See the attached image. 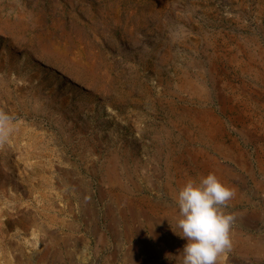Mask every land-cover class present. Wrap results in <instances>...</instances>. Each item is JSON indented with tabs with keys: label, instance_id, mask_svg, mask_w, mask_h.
<instances>
[{
	"label": "rangeland",
	"instance_id": "374dc122",
	"mask_svg": "<svg viewBox=\"0 0 264 264\" xmlns=\"http://www.w3.org/2000/svg\"><path fill=\"white\" fill-rule=\"evenodd\" d=\"M0 116V264H179L209 173L264 264V0H0Z\"/></svg>",
	"mask_w": 264,
	"mask_h": 264
},
{
	"label": "clouds",
	"instance_id": "9594fccd",
	"mask_svg": "<svg viewBox=\"0 0 264 264\" xmlns=\"http://www.w3.org/2000/svg\"><path fill=\"white\" fill-rule=\"evenodd\" d=\"M7 116H0L6 123ZM233 191L215 174L209 173L198 182L188 181L177 192L178 210L174 234L186 240L178 254L166 253L165 258L179 257V264H217L218 258L231 248V215L220 210L233 197Z\"/></svg>",
	"mask_w": 264,
	"mask_h": 264
},
{
	"label": "bare ground",
	"instance_id": "6f19581e",
	"mask_svg": "<svg viewBox=\"0 0 264 264\" xmlns=\"http://www.w3.org/2000/svg\"><path fill=\"white\" fill-rule=\"evenodd\" d=\"M251 112V111H250ZM208 122V121H207ZM254 123V122H253ZM256 125V124H255ZM211 127V126H210ZM223 128V127H222ZM252 135V134H251ZM214 136V135H213ZM261 144V143H260ZM260 146V145H259ZM256 147V146H255ZM253 151V150H252ZM200 155V154H199ZM223 155V154H222ZM199 157V156H198ZM204 157V156H203ZM202 159V158H201ZM208 161H209V163L211 164V163H214V160L213 159H208ZM176 163V162H175ZM207 165H209V164H207ZM206 165V166H207ZM183 166V165H182ZM202 167V166H201ZM212 167H213V165H212ZM262 168V167H261ZM187 169H189V168H187ZM214 169V168H213ZM150 172V171H149ZM195 172V171H194ZM188 173V172H187ZM124 174V173H123ZM199 174V173H198ZM197 174V175H198ZM201 174V173H200ZM212 174H215V173H212ZM114 175V174H113ZM203 175V174H202ZM177 176V175H176ZM223 184H225L226 186H227V182L225 181V179H221V178H219L217 175H215ZM185 177V176H184ZM173 178V177H172ZM178 178V177H177ZM189 178V177H188ZM236 178V177H235ZM112 179V178H111ZM115 179V178H114ZM182 181V180H181ZM188 182V181H187ZM175 183H177V182H175ZM186 183V182H185ZM171 186H173V185H171ZM183 185H181V183L180 184H176V186H175V188L176 189H180L181 187H182ZM107 187V186H106ZM122 188V187H121ZM234 189V188H233ZM173 190H175V189H173ZM261 190H263V189H261ZM234 191V190H233ZM235 192V191H234ZM262 192V191H261ZM118 194V193H117ZM121 194V193H120ZM124 194V193H123ZM235 195V194H234ZM139 197V196H138ZM132 198V197H131ZM135 198V197H134ZM127 199V198H126ZM125 201V200H124ZM119 202V201H118ZM127 202V201H126ZM137 202V201H136ZM135 202V203H136ZM141 202V201H140ZM139 203V202H138ZM157 203H158V201H157ZM133 204V203H132ZM129 205V204H128ZM134 205V204H133ZM133 205H132V207H133ZM138 205V204H137ZM165 205V204H164ZM172 205V204H171ZM127 206V205H126ZM135 206V205H134ZM145 206V205H144ZM176 206V205H175ZM120 207V206H119ZM122 207V206H121ZM130 208V207H129ZM154 208V207H153ZM173 208V207H172ZM121 209V208H120ZM133 209H135V207L133 208ZM143 209V208H142ZM151 209H152V207H151ZM156 209H158V208H156ZM150 210V209H149ZM175 210H177V209H175ZM130 212V211H129ZM136 212V211H135ZM140 212V211H139ZM150 212L151 211H147V212H145L144 214H143V217H144V219L145 220H147V218L149 219V217H150ZM156 212V211H155ZM138 213V212H137ZM151 213H153V212H151ZM178 213H175V212H165V213H163L162 215H158L157 214V218L155 219V222H159V221H167V223L168 222H170V223H173V226H175L176 227V222H175V220L177 219V215ZM134 215V214H133ZM136 215V214H135ZM142 215V214H141ZM128 217V216H127ZM155 218V217H154ZM151 220V219H150ZM149 220V221H150ZM148 222V221H147ZM146 222V223H147ZM149 223V222H148ZM150 225V224H149ZM148 225V226H149ZM162 224H160V226H161ZM141 227V226H140ZM232 227V226H231ZM177 232L179 231V229L177 228V230H176ZM51 232V231H50ZM172 232V231H171ZM236 232V231H235ZM240 233V232H239ZM172 236V235H171ZM176 236V235H175ZM128 237V236H127ZM239 236H236L235 238H236V240L237 241H239V238H238ZM259 237V236H258ZM173 238H176V237H173ZM231 238H232V236H231ZM245 238V237H244ZM63 239V238H62ZM61 239V240H62ZM235 240V239H234ZM244 241V240H243ZM250 241H252L251 239H250ZM250 241H248V242H250ZM182 242H185V240L183 241L182 240ZM257 242V241H256ZM241 244H243V243H241ZM255 244V243H254ZM233 246H234V244H233ZM246 246V245H245ZM244 247V246H243ZM248 247V246H247ZM128 248V247H127ZM126 248V249H127ZM242 249V248H241ZM253 251V250H252ZM130 252V251H129ZM126 254V253H125ZM128 254V253H127ZM132 256V255H131ZM126 259V258H125Z\"/></svg>",
	"mask_w": 264,
	"mask_h": 264
}]
</instances>
